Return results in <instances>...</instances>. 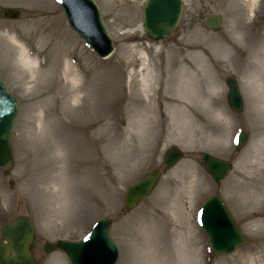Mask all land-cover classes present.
Returning a JSON list of instances; mask_svg holds the SVG:
<instances>
[{
	"label": "rangeland",
	"instance_id": "rangeland-1",
	"mask_svg": "<svg viewBox=\"0 0 264 264\" xmlns=\"http://www.w3.org/2000/svg\"><path fill=\"white\" fill-rule=\"evenodd\" d=\"M94 1L113 41L106 58L72 31L57 0H0V76L19 102L11 174L4 176L0 167V231L17 215H31L39 264H71L65 251L47 253L44 243L80 240L102 217L112 219L118 264H264V97L251 85L254 80L264 85V0H185L178 29L162 43L144 30L146 0ZM10 7L21 9L18 19L2 16V9ZM201 13L221 14L222 26L208 29ZM57 40L72 50L73 60L57 57ZM22 47L31 54L45 50L40 63L58 59L57 75L44 66L34 75L22 71ZM134 51H143L160 90L162 78L175 85L186 76L201 80L217 104L185 99L201 114L192 120L193 128L177 127L178 118L165 107L168 120L161 128L143 122L145 104L131 100L129 86L130 73L139 66L136 58L129 61ZM66 61L79 71L76 84L63 75ZM229 75L239 81L242 113L228 104ZM133 78L137 89L138 73ZM82 83L86 88L73 100ZM173 84L167 92L175 97ZM242 128L249 136L236 151ZM172 145L185 155L165 170L164 154ZM203 152L233 162L220 185L205 170ZM153 168L163 170L154 191L124 211L127 188ZM215 192L247 237L229 254L214 253L197 222L200 206Z\"/></svg>",
	"mask_w": 264,
	"mask_h": 264
},
{
	"label": "water",
	"instance_id": "water-1",
	"mask_svg": "<svg viewBox=\"0 0 264 264\" xmlns=\"http://www.w3.org/2000/svg\"><path fill=\"white\" fill-rule=\"evenodd\" d=\"M59 2L71 27L99 56L107 57L113 52L112 38L107 32L99 7L94 0H59ZM183 4L184 0H147L144 6L143 25L148 37L161 43L177 30L183 14ZM21 13V9L12 7L1 11L2 16L7 19H18ZM222 23L223 19L220 15L206 18L209 29H218ZM226 81L230 87L228 93L230 106L237 112L243 111V97L238 81L233 76H228ZM17 116L18 100L10 93L0 77V167L5 168L6 176L11 173L10 167L14 161L11 136ZM248 136L246 130H241L237 150L245 145ZM184 155L183 149L172 145L164 155V169L174 167ZM201 159L206 171L218 184L233 169L230 160L207 152L202 153ZM162 174L163 170L154 168L130 185L126 192L124 210L131 211L148 197L158 185ZM9 182L11 185L15 184L13 179ZM198 220L215 253H231L247 242L246 235L219 193H214L204 202ZM111 229L112 219L105 217L98 220L84 239L79 241L60 239L56 243L47 241L44 250L47 253L57 249L64 250L72 264H117L119 247L111 236ZM35 236L36 226L30 215L20 214L13 221L5 224L0 233V264H39L32 250Z\"/></svg>",
	"mask_w": 264,
	"mask_h": 264
},
{
	"label": "bare ground",
	"instance_id": "bare-ground-1",
	"mask_svg": "<svg viewBox=\"0 0 264 264\" xmlns=\"http://www.w3.org/2000/svg\"><path fill=\"white\" fill-rule=\"evenodd\" d=\"M76 1V0H75ZM81 7L80 5H77ZM85 7V6H84ZM83 15V13H81ZM86 21L87 19L84 18ZM52 35V33H51ZM54 35V34H53ZM257 42V40H256ZM55 50L53 52L58 56H64L65 59L70 58V60H73L72 57V50L70 48H62L57 42H55ZM45 50H37L36 53L31 54L29 51H27L25 48L22 47V49L19 51L18 54V60L21 65V70L24 71L29 70L33 75L40 72V67L44 66L47 71L52 75H57V69L55 70L54 67L57 66L58 59H54L52 61H49V59L45 61V63H40L41 54L44 53ZM142 54H139L138 51L132 52L129 57V61L133 62V58H136L139 61L138 71H132L130 73L129 77V86H130V93L132 96V101L136 103L144 102V112L145 115H142L141 119L143 122L147 121V124L150 126H154L156 129L161 128V126L164 124L163 122L167 121L166 114L163 113L162 108L165 107L168 109H172L171 113L174 115V117L178 118L176 122L177 127H183L186 125L192 126V120L197 119V117H200L201 114L196 110V106H193V102H188L185 99L191 97L192 101L195 99H198L197 103L201 104L203 106H214L217 104L216 99L214 98L213 94L206 93L203 90V82L201 80L192 81L188 79L186 76L184 78L179 77L175 81L171 78L166 77V71H164V76L166 78H162L163 81V87H158V77L155 74V70L150 67L149 64L146 63V57L144 56L143 51ZM74 58V57H73ZM62 61V60H61ZM64 64V71L63 75L68 79L69 82L72 84H76L75 78L79 75V71L75 68L73 63L71 61H66ZM214 65V64H212ZM59 66V64H58ZM139 75L138 83L139 87L136 89L135 87V80L133 76L135 74ZM184 73V72H183ZM22 76V75H21ZM119 75H116L114 77H117ZM121 76V75H120ZM174 85L175 90V97H172L168 94V90L171 89L170 86ZM81 86L77 87V91H75L73 95V100H76L79 97V92L84 90L86 88V83L80 84ZM111 92H114L112 89V84L109 82ZM255 88L259 89L260 96L264 97V85L263 83L259 82L258 80H254L251 84ZM75 87V85H73ZM125 82L121 79L119 82V87L121 92L124 91ZM173 87V86H172ZM159 92L158 96H155V94ZM99 92V91H98ZM136 94V95H135ZM201 99H206L207 101H201ZM264 102V99H261V103ZM79 104H75L74 107L78 108ZM157 115L164 116L162 120H159L157 118ZM247 133L248 130L246 129ZM243 149V147H242ZM241 149V150H242ZM13 221V220H12Z\"/></svg>",
	"mask_w": 264,
	"mask_h": 264
},
{
	"label": "flooded vegetation",
	"instance_id": "flooded-vegetation-1",
	"mask_svg": "<svg viewBox=\"0 0 264 264\" xmlns=\"http://www.w3.org/2000/svg\"><path fill=\"white\" fill-rule=\"evenodd\" d=\"M184 3H185V0H184ZM183 10H184V8H183ZM214 15H220V16H222L221 14H210V15H205L204 13H201V18L204 20L206 27H207V24H206V18H207V17H210V16H214ZM222 18H223V16H222Z\"/></svg>",
	"mask_w": 264,
	"mask_h": 264
}]
</instances>
